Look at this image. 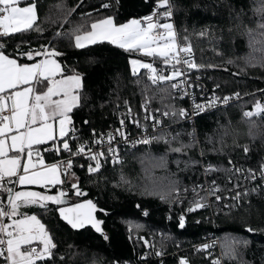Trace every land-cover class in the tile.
Returning <instances> with one entry per match:
<instances>
[{"label":"trees","instance_id":"16d2710c","mask_svg":"<svg viewBox=\"0 0 264 264\" xmlns=\"http://www.w3.org/2000/svg\"><path fill=\"white\" fill-rule=\"evenodd\" d=\"M101 2L38 0L42 31L4 41L6 54L21 63L30 60L19 53L39 49L41 45L52 47L62 53L57 59L66 74L82 75L81 104L72 113L74 125L82 136L91 135L93 129L105 130L125 102L138 107L147 100L159 110L169 105L176 109L184 106L183 101L175 99L169 84H152L146 70H139L138 76L132 75L131 59L150 62V58L108 43L75 47L72 34L77 26H86L107 15H114L118 23H123L142 16L154 6V0H119L118 4L115 0H104L114 6L101 10ZM170 2L176 31L180 36L187 33L191 37L197 62L215 66L203 70L207 79L219 93H239L240 99L201 116L196 128L190 122L171 120L173 127L160 136L179 134L176 143L155 140L129 150L122 160L105 165L97 174L75 168L79 186L88 192L87 197L108 211V214L98 213L104 221L102 227L107 240L90 226L72 229L59 218L54 205L43 214L38 207L28 206L23 212L36 214L54 236L55 264H176L179 257L187 258L192 264H210L204 253L195 251L193 245L212 232L221 238L225 264H264V182L246 180L232 170L234 166L258 173L264 165V115L250 119L243 116L245 111L252 110L256 100L264 101L261 91L264 90V34L258 27L264 23V17L258 12L264 4L261 0ZM201 31L208 35H194ZM181 143H191L192 147L181 153L172 151ZM209 164L217 171L206 173ZM213 180L222 190L217 193L221 199L216 201L211 195L212 206L188 214L185 227L179 228V215L196 195L192 191L186 195L181 192L183 205L170 202L171 197L166 201L161 196L173 186L197 187L205 195L207 186L212 192ZM57 190L54 188V192ZM235 191L248 195L234 201ZM69 194V197L73 195L72 188ZM144 210L148 215H143ZM130 224L142 227L136 231ZM249 225L256 231H246ZM233 240L249 242L246 246L234 245L235 257L227 254ZM153 251L162 254L153 255Z\"/></svg>","mask_w":264,"mask_h":264},{"label":"snow or ice","instance_id":"6c2138e0","mask_svg":"<svg viewBox=\"0 0 264 264\" xmlns=\"http://www.w3.org/2000/svg\"><path fill=\"white\" fill-rule=\"evenodd\" d=\"M261 2L264 4V0ZM118 3L119 0H115V4ZM22 4L26 6H21ZM113 6V3L102 0L100 9H110ZM258 12L264 17V6L259 8ZM172 17L173 5L170 0H154V11L146 16L132 18L123 23H118L114 15L102 16L86 26H77L72 37L78 49L108 43L125 52L150 58V62L131 59L132 75L138 76L139 70H146L152 84H169L177 94V98H180L188 95L191 87L190 76L194 70H211L215 66L211 63L196 62L191 37L187 33L183 36L177 33ZM39 20L38 0L33 2L0 0V194H6V203L0 197V261L3 264H38V262L55 264L57 243L54 236L37 215H28L22 211L28 206L38 207L43 214L51 211L50 206L54 205L59 218L72 229L80 230L90 226L105 240L108 239L102 228L104 221L96 216L97 211L104 212V210L98 209L97 204L91 199L69 203V193L63 188L65 183L63 177L71 175L70 170L73 167L71 157L77 156L87 160L85 170L88 174L100 173L104 163H114L117 159L118 149L114 147L116 139H123L126 142L124 131L126 122L139 123L138 114H134L130 105L125 102L126 115L119 119V128L104 134H98L93 129V140L88 144L81 142L76 150H73L70 141L80 139L72 113L81 104L82 75L76 72L66 74L64 66L57 59L62 53L47 45H41L39 49H32L27 53H19L30 61L42 57L30 64L20 63L17 58L6 54L5 51V40L32 31L41 32ZM258 27L264 34V23H260ZM157 31L160 32L158 37L155 35ZM194 35L205 37L208 33L201 31ZM156 61L162 65L159 69L155 66ZM232 99H240V94L234 93L232 96L224 97L213 95L210 99L205 98V103L194 101L191 111L176 109L169 105L164 110H157L159 116L149 110L148 101L145 100L142 111L145 113L144 120L151 121L156 127L162 124L161 117L179 123L181 120L191 119L193 115L198 116L218 104L227 105ZM262 115H264V101L260 100L254 102L252 111L243 113V116L249 119ZM178 136L179 134L168 138L156 136L138 142L149 144L152 140H156L172 144L177 142ZM49 144L50 146L45 148L46 152L57 155L63 152L70 158L61 163H46L41 146ZM191 147V143L188 145L181 143L180 146L172 148V151L181 153ZM244 151H248L247 147ZM229 164L231 165V161ZM80 167L84 166L80 165ZM232 170L246 180L259 179L264 182V165L258 173L253 169H239L234 166ZM214 171L217 169L210 164L205 168L208 174ZM16 185H35L44 191L16 190L14 187ZM199 187L202 190V186ZM54 188L58 189L56 194H49ZM71 188L77 198L86 195L78 183H73ZM236 188H239L238 184ZM188 191H192L198 198L189 202L187 209L179 215L178 226L181 229L186 225L188 214L209 206L208 194L199 196L197 187L181 189L173 186L166 195L161 196V199L166 201L171 197L170 202L183 205L180 193L186 195ZM220 191L222 190L213 180L211 195L216 201L221 199V196L217 195ZM242 195L247 196L248 193L235 191L232 199L239 201ZM143 215H148L146 210L143 211ZM129 227L138 231L142 226L130 224ZM246 231L253 233L256 229L249 225L246 226ZM143 243L149 245L147 240H143ZM240 243L246 246L249 242L233 240L228 245L227 254L235 257L234 245ZM152 247L154 248V245ZM212 247L213 244L206 243L195 251L207 252ZM151 254L162 253L153 251ZM59 259L62 261L63 257ZM178 264H190V262L187 258H180ZM214 264H219V261H215Z\"/></svg>","mask_w":264,"mask_h":264},{"label":"built area","instance_id":"2783aa9c","mask_svg":"<svg viewBox=\"0 0 264 264\" xmlns=\"http://www.w3.org/2000/svg\"><path fill=\"white\" fill-rule=\"evenodd\" d=\"M153 11H154V6L152 7L151 10L144 13L142 16H140L138 18L146 16V15L152 13ZM155 35L158 37L160 35V32L159 31L155 32ZM196 62H197V59H196ZM155 66L158 69L160 67H162L161 64H157ZM161 84H163V83H161ZM190 84H191V87L188 90V95L177 98V94L174 92L175 99L183 101L184 102L183 109H186L189 111H191L194 101L196 103H205L206 102L205 98L210 99L213 95L218 96V97L232 96L233 95V94L223 95V94L219 93L217 91V89L207 79L203 70H201V71H195L194 70L191 73ZM238 100L232 99L227 105L218 104L216 107L207 109L205 112L201 113L198 116L193 115L191 117V119L183 120V121L192 123L196 128L197 120L201 116H203V115H205L211 111H214L216 109L228 106V105H230V104H232ZM144 103H145V101H142V103L138 107H133L130 105L132 112L134 114H138L137 119L139 120V123L126 122V126L124 128L125 135H126V142L123 139H119V138L116 139L114 147H116L118 149V156H117V159L114 163L122 160L125 152H127L129 150L137 149V148L141 147L142 145H146L143 143H139L138 141H140L144 138L151 139L152 137L160 136V134L168 131L169 128L173 127L174 124H172L171 120L168 118H162L161 117L162 124L160 126H156V127L153 126V123L151 121H145L144 120L145 113L142 111V107H143ZM148 105H149V110L151 112H153L154 114H156L157 116H159V112L157 111L159 109H156L155 106H153L150 102H148ZM125 115H126V105H124L122 108H120L118 111H116L112 121L110 122V124L108 125V127L105 130H101V131L95 130L96 133L104 134V133H108V132H114L117 128L120 127L119 119L122 117H125ZM76 129L78 130V136L80 139L78 141H76V140L70 141L74 151L78 147L79 143L83 142L85 144H88L90 141L93 140L92 132H91V135H89V136H82L79 129L77 127H76ZM154 141L155 140H152V142H154ZM49 146H50V144L45 145L41 149V152L43 154V158L46 156L47 153H52L56 156L53 163H61V162L66 161L70 158L67 153L62 152V153L57 155L56 153H53V152H46L45 148H47ZM71 159L73 161V167L70 170V172H73V171L76 172L75 168L80 167V165L84 166V167H80L81 169H84V170L86 169V165H87L86 159H84L82 157H78V156L77 157H71ZM114 163L113 162L104 163L102 165V169L105 165L114 164ZM85 172H86V170H85ZM64 180H65V183L63 185V188H64V190L68 191V193H69L70 192V186L67 182V176H65ZM14 187L17 190V185ZM205 192H206V194H208V199H207V204L209 205L208 207H211L212 206V203H211L212 202V200H211L212 196H211L210 189L208 186L205 188ZM199 196H204V195L199 193ZM0 197H2L4 199V202L6 203V194H0ZM197 198L198 197L196 196V199ZM206 243L214 245V247L208 249L207 252H203L205 257L209 260L210 264H214V262L217 260L219 261V264H225V257H224V251H223L221 238L213 232L209 233L203 237V240H201V242L193 245V248L195 250L197 248L202 247ZM180 258H185V257H179L178 261ZM0 264H3V262L0 261ZM176 264H178V262ZM190 264H192V263L190 262Z\"/></svg>","mask_w":264,"mask_h":264},{"label":"crops","instance_id":"0c3cea01","mask_svg":"<svg viewBox=\"0 0 264 264\" xmlns=\"http://www.w3.org/2000/svg\"><path fill=\"white\" fill-rule=\"evenodd\" d=\"M21 6H26V5H21ZM127 22V21H126ZM173 22V21H172ZM15 58V57H14ZM41 59V58H40ZM39 60V59H38ZM38 60H35V61H30V62H27L28 64H30V63H34V62H37ZM19 61V60H18ZM59 61V60H58ZM20 62V61H19ZM146 62V61H145ZM21 63V62H20ZM158 63L160 64V62L158 61ZM22 64H26V63H22ZM43 90V89H42ZM43 148V146H41V149ZM55 158H56V156L54 155V154H52V153H47L46 154V156L44 157V160H45V162L46 163H49V164H51V163H53L54 162V160H55ZM65 177H63V179H64ZM80 180V178H79V175H78V173L77 172H71V175H67V182H68V184H69V186H70V189H71V185L73 184V183H77L78 181ZM19 188H27V189H38V190H41V191H44V189H42V188H40L39 186H35V185H32V186H19V185H17V189H19ZM51 192H54V189H52V191ZM70 195V194H69ZM71 197H74V199H77V197H75V196H71ZM26 208L27 207H25V208H23L22 209V211H25L26 210ZM26 213V212H25ZM26 214H28V215H36V214H31V213H26Z\"/></svg>","mask_w":264,"mask_h":264},{"label":"water","instance_id":"95a60500","mask_svg":"<svg viewBox=\"0 0 264 264\" xmlns=\"http://www.w3.org/2000/svg\"><path fill=\"white\" fill-rule=\"evenodd\" d=\"M77 183H78V185H79V182H77ZM79 187H80V186H79ZM80 188H81V187H80ZM81 189H82V188H81ZM17 190H34V191H41V190H38V189H27V188H19V189H17ZM82 190H83V189H82ZM83 191L86 193V195L83 196V197H80V198L74 199V197H69V196H68L69 203H78V202H83V201H85V200L91 199V198H88V197H87L88 192L85 191V190H83ZM41 192H43V191H41ZM49 194H56V192H51V193H49ZM73 196H74V195H73ZM91 200H93V199H91ZM93 202L96 203L94 200H93ZM96 204H97V203H96ZM97 207H98V209H102L98 204H97ZM103 210H104V209H103ZM99 212H100V211H97L96 216H97L98 219L103 220V219H101V218L99 217V215H98ZM103 213H107V214H108V211L104 210ZM65 223H66V222H65ZM102 226H103V225H102ZM102 228H103V227H102ZM103 231H104V229H103ZM104 233H105V231H104Z\"/></svg>","mask_w":264,"mask_h":264},{"label":"rangeland","instance_id":"374dc122","mask_svg":"<svg viewBox=\"0 0 264 264\" xmlns=\"http://www.w3.org/2000/svg\"><path fill=\"white\" fill-rule=\"evenodd\" d=\"M252 110H253V108H252ZM252 110H250V111H252Z\"/></svg>","mask_w":264,"mask_h":264}]
</instances>
